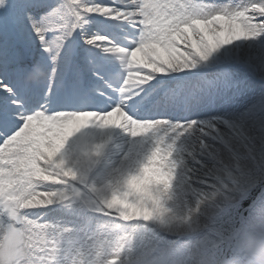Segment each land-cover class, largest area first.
Here are the masks:
<instances>
[{
  "label": "snow or ice",
  "instance_id": "snow-or-ice-1",
  "mask_svg": "<svg viewBox=\"0 0 264 264\" xmlns=\"http://www.w3.org/2000/svg\"><path fill=\"white\" fill-rule=\"evenodd\" d=\"M264 0H0V264H254Z\"/></svg>",
  "mask_w": 264,
  "mask_h": 264
},
{
  "label": "clouds",
  "instance_id": "clouds-1",
  "mask_svg": "<svg viewBox=\"0 0 264 264\" xmlns=\"http://www.w3.org/2000/svg\"><path fill=\"white\" fill-rule=\"evenodd\" d=\"M249 254L252 257L254 264H264V248H251L249 249Z\"/></svg>",
  "mask_w": 264,
  "mask_h": 264
}]
</instances>
